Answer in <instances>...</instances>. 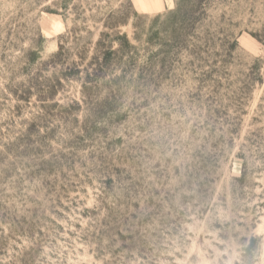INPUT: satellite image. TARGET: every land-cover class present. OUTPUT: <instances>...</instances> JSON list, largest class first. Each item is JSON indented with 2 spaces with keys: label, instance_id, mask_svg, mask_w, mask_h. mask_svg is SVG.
I'll return each mask as SVG.
<instances>
[{
  "label": "rangeland",
  "instance_id": "1",
  "mask_svg": "<svg viewBox=\"0 0 264 264\" xmlns=\"http://www.w3.org/2000/svg\"><path fill=\"white\" fill-rule=\"evenodd\" d=\"M161 1L0 0V264H264V0Z\"/></svg>",
  "mask_w": 264,
  "mask_h": 264
},
{
  "label": "bare ground",
  "instance_id": "2",
  "mask_svg": "<svg viewBox=\"0 0 264 264\" xmlns=\"http://www.w3.org/2000/svg\"><path fill=\"white\" fill-rule=\"evenodd\" d=\"M136 5L139 10L146 11V12H153V11H160L164 8V4L161 0H135ZM173 8V3L171 5ZM246 47H251L252 43L247 38H242L241 40Z\"/></svg>",
  "mask_w": 264,
  "mask_h": 264
},
{
  "label": "trees",
  "instance_id": "3",
  "mask_svg": "<svg viewBox=\"0 0 264 264\" xmlns=\"http://www.w3.org/2000/svg\"><path fill=\"white\" fill-rule=\"evenodd\" d=\"M185 12V7L183 1H177V7L174 12L171 13L173 17H175L174 20H180L183 19L182 14ZM185 14V13H184ZM181 16V17H180Z\"/></svg>",
  "mask_w": 264,
  "mask_h": 264
}]
</instances>
